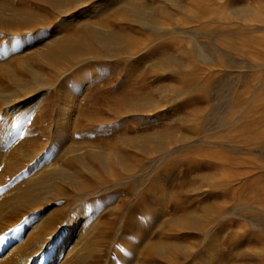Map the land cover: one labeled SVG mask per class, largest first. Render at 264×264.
Here are the masks:
<instances>
[{
	"label": "rangeland",
	"instance_id": "1",
	"mask_svg": "<svg viewBox=\"0 0 264 264\" xmlns=\"http://www.w3.org/2000/svg\"><path fill=\"white\" fill-rule=\"evenodd\" d=\"M82 3L0 0V264H264V0Z\"/></svg>",
	"mask_w": 264,
	"mask_h": 264
},
{
	"label": "bare ground",
	"instance_id": "2",
	"mask_svg": "<svg viewBox=\"0 0 264 264\" xmlns=\"http://www.w3.org/2000/svg\"><path fill=\"white\" fill-rule=\"evenodd\" d=\"M102 3V2H101ZM97 5H100V4H97ZM136 13L137 12H139L140 14L139 15H141V16H143V14H142V12L141 11H135ZM83 14H81V16H82ZM72 17V16H71ZM74 18V17H73ZM76 18V17H75ZM76 20H77V18H76ZM75 20V21H76ZM79 21H80V19H79ZM78 21V22H79ZM117 34V33H116ZM116 34H114V33H110V32H108V34L106 33V34H101V33H96L95 34V36H96V38L97 39H99L101 42H111V43H113V44H115L116 46H118V47H120V45H121V43L123 42V40H122V36H117ZM119 35V34H118ZM122 41V42H121ZM76 42V41H75ZM77 42H79V41H77ZM71 43V42H70ZM81 43V42H80ZM82 44V43H81ZM83 45V44H82ZM123 46V45H122ZM129 46V45H128ZM129 48H132V47H129ZM62 125V124H61ZM47 180V179H46ZM46 180L44 181V180H42V182H38L39 183V185L40 184H45L46 183ZM49 183V182H48ZM33 184H35V183H33ZM33 184H26V185H24V186H22L21 187V191H20V193H21V195H20V197H21V199H32L33 198V196L31 195V193L34 191V185ZM79 214H77L76 216H78ZM81 215H83V214H81ZM80 215V216H81ZM79 216V217H80ZM84 218V217H83ZM80 220V219H79ZM76 221V220H75ZM80 222V221H79ZM76 227V226H75ZM82 228L83 227H81V229H77L78 231H79V233H80V230H82ZM73 229L74 228H71V227H67L65 230H64V233H63V237H64V239H65V237L66 238H68L67 239V241L69 240V237L71 236V235H76L75 234V232L73 231ZM140 232H141V229H139V232L137 233V234H140ZM62 237V238H63ZM79 237H81V236H79L78 235V238ZM138 237H139V235L137 236V239H138ZM77 238V237H76ZM75 238V239H76ZM82 238V237H81ZM81 238H79V240L81 239ZM55 239V238H54ZM58 239H59V237H58ZM65 241V240H64ZM71 243V242H70ZM65 246V245H64ZM52 247V246H51ZM60 247H61V245H60ZM69 247H70V245H69ZM71 247H73V246H71ZM74 248H77V247H74ZM63 249H64V247H62V248H58L57 250H56V252H53L52 254H49L48 255V257L47 258H49V259H47V258H39V263L40 264H51V262L53 263V264H58V263H60V262H62V264H79L81 261H82V258H84V254L83 253H81V251L80 252H78L77 250H73L75 253L73 254V256H72V251H71V258H66V260H60V257L63 255V256H65V253L66 252H63ZM70 249H72V248H70ZM45 250V249H44ZM47 250V249H46ZM54 250V249H53ZM38 251V250H37ZM66 251V250H65ZM77 251V252H76ZM52 252V251H51ZM68 252V251H67ZM69 255V254H68ZM44 257V256H43ZM65 258V257H64ZM63 258V259H64ZM47 260V261H46ZM67 261V262H66ZM65 262V263H64ZM39 263H37V264H39Z\"/></svg>",
	"mask_w": 264,
	"mask_h": 264
},
{
	"label": "snow or ice",
	"instance_id": "3",
	"mask_svg": "<svg viewBox=\"0 0 264 264\" xmlns=\"http://www.w3.org/2000/svg\"><path fill=\"white\" fill-rule=\"evenodd\" d=\"M98 2H99V0H83L81 8L78 9L77 13H75V14H78L81 11L88 12L91 8H94ZM57 23H59V21ZM39 31H46V30H39ZM137 58H139V57H137ZM167 110L168 109H162L161 114Z\"/></svg>",
	"mask_w": 264,
	"mask_h": 264
}]
</instances>
